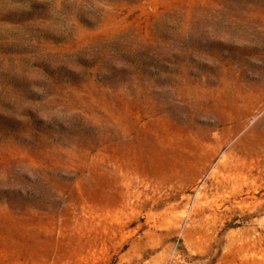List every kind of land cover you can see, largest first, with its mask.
<instances>
[{"label": "rangeland", "instance_id": "rangeland-1", "mask_svg": "<svg viewBox=\"0 0 264 264\" xmlns=\"http://www.w3.org/2000/svg\"><path fill=\"white\" fill-rule=\"evenodd\" d=\"M0 264H264V0H0Z\"/></svg>", "mask_w": 264, "mask_h": 264}]
</instances>
